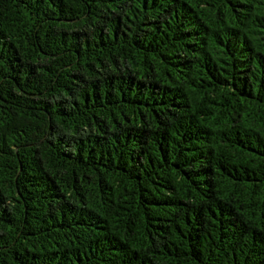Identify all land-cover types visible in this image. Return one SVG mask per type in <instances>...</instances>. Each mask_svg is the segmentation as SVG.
<instances>
[{"label":"trees","instance_id":"obj_1","mask_svg":"<svg viewBox=\"0 0 264 264\" xmlns=\"http://www.w3.org/2000/svg\"><path fill=\"white\" fill-rule=\"evenodd\" d=\"M0 264H264V0H0Z\"/></svg>","mask_w":264,"mask_h":264}]
</instances>
